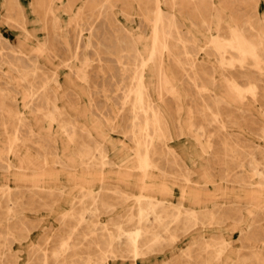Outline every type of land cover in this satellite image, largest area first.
I'll return each mask as SVG.
<instances>
[{"label":"rangeland","instance_id":"1","mask_svg":"<svg viewBox=\"0 0 264 264\" xmlns=\"http://www.w3.org/2000/svg\"><path fill=\"white\" fill-rule=\"evenodd\" d=\"M154 1L0 0V264H264V0ZM158 7L143 169L129 108Z\"/></svg>","mask_w":264,"mask_h":264},{"label":"bare ground","instance_id":"2","mask_svg":"<svg viewBox=\"0 0 264 264\" xmlns=\"http://www.w3.org/2000/svg\"><path fill=\"white\" fill-rule=\"evenodd\" d=\"M101 1V0H100ZM102 1H104V0H102ZM109 1V0H108ZM154 1V0H153ZM158 1V0H157ZM157 1H156V3H157ZM97 2H98V0H97ZM155 2V1H154ZM92 7V6H91ZM99 7H102V6H99ZM93 8V7H92ZM98 8V7H97ZM100 9V8H99ZM95 10V9H94ZM94 10H92V11H94ZM97 10V9H96ZM107 11V10H106ZM97 13V12H96ZM156 14V16H155V20H154V23H155V27H154V32H153V34H152V37H151V42H150V45L148 46V49L146 50V53L143 55L142 53H138V61H137V63L135 64V74H134V80H135V89H134V91L132 92V93H134V97H132L133 99H132V101H131V107L129 108L130 110H131V120H130V123H129V127H130V133L132 134V137L134 138V141H135V143H136V146H137V155L139 156V162L141 163V165H142V168L144 167V166H146V164H147V155H148V153L146 152L147 151V149H148V144H151V145H153L152 143H149V141H150V137H151V134H152V131H153V124H152V117H153V123L154 124H156V126H159V125H157L158 124V121H159V118H158V112H156V110H154L152 107H151V100H150V95H149V88H148V85H147V72H148V70H149V68H150V66L151 65H153L155 68H157L155 71L156 72H158V69L160 68V66L162 65L161 63H162V61L160 60V56H158L159 54H160V52H163V50H170V48L168 49V46H167V43H169V42H167V41H164V42H160V41H162V39L159 41V39H158V33H159V31H161L162 29H164L163 27H165V24H164V19H162V15H164V14H162V9L160 8V7H158L157 8V10H156V12H155ZM98 15H101V13H100V10H99V13H98ZM167 16V15H166ZM168 16H169V14H168ZM173 16V15H172ZM106 17V16H105ZM104 17V18H105ZM167 17H165V19H166ZM108 19V18H107ZM111 19V18H110ZM170 19V18H169ZM111 21V20H110ZM170 22L171 21V19L170 20H168L167 19V22ZM109 22V21H108ZM57 23H58V21H57ZM111 23V22H110ZM175 22H173V24H174ZM59 24V23H58ZM57 24V25H58ZM105 24V23H104ZM163 24H164V26H163ZM166 24H169V23H166ZM170 24H171V22H170ZM172 24V25H173ZM177 24V23H176ZM108 25V24H107ZM175 25V24H174ZM176 26V25H175ZM174 26V27H175ZM91 27V26H90ZM166 27H168L167 25H166ZM169 28H173V27H169ZM91 29H92V27H91ZM103 29V28H102ZM107 29V28H106ZM246 29V28H245ZM244 28L242 29V30H245ZM81 30V29H80ZM89 30V29H88ZM105 30V29H104ZM165 30H166V28H165ZM169 30V29H168ZM170 30H172V29H170ZM177 30V29H176ZM175 30V31H176ZM164 31V30H163ZM250 31V30H249ZM105 32H106V30H105ZM105 32L103 33V34H105ZM248 32V31H247ZM82 33V32H81ZM99 33H100V31H99ZM99 33H97L98 35H99ZM163 33H165V32H163ZM168 33H170V32H167V34ZM244 33V32H243ZM250 33V32H249ZM88 34H90V33H88ZM92 34H95L94 32L92 33ZM108 34V33H107ZM178 34V33H177ZM180 34V33H179ZM255 34V33H254ZM161 35V34H160ZM166 35V34H165ZM249 35V34H248ZM253 35V34H252ZM100 36V35H99ZM171 36V35H170ZM246 36V35H245ZM249 36H251V35H249ZM179 37H180V35H179ZM46 38V37H45ZM94 38V37H93ZM96 38V37H95ZM107 38V37H106ZM106 38H104V39H106ZM161 38H163L162 36H161ZM165 38V37H164ZM167 38V37H166ZM171 38V37H170ZM180 38H182V37H180ZM107 39H109V38H107ZM175 39H176V36H175ZM96 40V39H95ZM99 40V39H98ZM132 40V39H131ZM169 40V39H168ZM177 40V39H176ZM103 41V40H102ZM173 41V40H172ZM179 41V40H178ZM252 41V40H251ZM254 42H255V40H253ZM46 42H47V40H46ZM97 42V41H96ZM129 42H130V40H129ZM167 42V43H166ZM171 42V41H170ZM174 42V41H173ZM101 43V42H100ZM103 43V42H102ZM107 43V42H106ZM109 43V42H108ZM133 43V42H132ZM178 43V42H177ZM97 44V43H96ZM95 44V45H96ZM111 44V43H110ZM109 44V45H110ZM113 44V43H112ZM129 44V43H128ZM182 44V43H181ZM257 44V43H256ZM78 45V44H77ZM80 45V44H79ZM100 45H102V44H100ZM108 45V44H107ZM127 45V44H126ZM134 45V44H133ZM103 46V45H102ZM173 46H174V44H173ZM49 47V46H48ZM85 47H86V45H85ZM105 47H107V46H105ZM110 48H111V46H109ZM108 47V48H109ZM170 47V46H169ZM175 47V46H174ZM79 48V47H78ZM132 48V47H131ZM135 47L133 46V49H134ZM178 48V47H177ZM214 48V47H213ZM129 50H130V47L128 48ZM111 50V49H110ZM135 50H137L136 48H135ZM183 50V49H182ZM189 50V49H188ZM188 50H186L185 49V51H188ZM77 51V50H76ZM106 51V50H105ZM108 51V50H107ZM173 51V50H172ZM116 52H118V51H116ZM132 52V51H131ZM136 52V51H135ZM134 52V53H135ZM169 52V51H168ZM229 52V51H228ZM99 53V52H98ZM111 53V52H110ZM130 53V52H129ZM174 53V55L176 56L177 55V53L175 54V52H173ZM188 53V52H187ZM211 53H213V52H211ZM258 53V52H257ZM76 54V53H75ZM164 54V53H163ZM162 54V55H163ZM214 54V53H213ZM212 54V55H213ZM260 54V53H259ZM78 55H79V53H78ZM107 55V54H106ZM110 55V54H109ZM113 55H115V54H113ZM161 55V54H160ZM173 55V54H172ZM174 55H173V57H174ZM211 55V54H210ZM210 55L208 54V56L210 57ZM133 56V55H132ZM229 56V55H228ZM238 56V55H237ZM260 56V55H259ZM107 57V56H106ZM110 57H111V55H110ZM113 57V56H112ZM118 57V56H117ZM34 58H36V57H34ZM119 58V57H118ZM132 58V57H131ZM135 58V57H134ZM214 58V57H213ZM79 59V58H78ZM116 59V58H115ZM168 59H169V57H168ZM216 59V58H215ZM218 59V58H217ZM76 60H77V58H76ZM84 60V59H83ZM83 60H81L80 61V63L83 61ZM107 60V59H106ZM36 61V60H35ZM79 61V60H78ZM133 61H134V59H133ZM132 61V62H133ZM175 61H177V60H175ZM135 62V61H134ZM169 62V61H168ZM171 62V61H170ZM179 62V61H178ZM251 62V61H250ZM36 63H38V62H36ZM69 64V63H68ZM129 64V63H128ZM131 64V63H130ZM172 64V63H171ZM40 65V64H39ZM250 65V64H249ZM27 66V65H26ZM29 66V65H28ZM70 66V65H69ZM68 66V67H69ZM172 66V65H171ZM25 67V66H24ZM35 67V66H34ZM39 67V66H38ZM131 67V66H130ZM221 67V66H220ZM28 68V67H27ZM26 68V69H27ZM37 69V68H36ZM131 69H133V68H131ZM162 69V68H161ZM160 69V70H161ZM214 69V68H213ZM222 69H224V68H222ZM232 69V68H231ZM23 70V69H22ZM34 70V69H33ZM47 70V69H46ZM159 70V71H160ZM163 70V69H162ZM31 71V70H30ZM251 71H253V70H251ZM22 72V71H21ZM24 72H26L25 70H24ZM35 72V71H34ZM213 72V71H212ZM243 72V71H242ZM256 72V71H255ZM131 73H132V71H131ZM159 73V72H158ZM162 73V72H161ZM160 73V74H161ZM230 73V72H229ZM236 73V72H235ZM234 73V74H235ZM246 73H247V71H246ZM258 73V72H257ZM26 74V73H25ZM28 74V73H27ZM26 74V75H27ZM33 74H35V73H33ZM76 74V73H75ZM164 74H166V73H164ZM259 74V73H258ZM23 75H24V73H23ZM38 75V74H37ZM46 75V74H45ZM52 75H53V73H52ZM229 75V74H228ZM244 75H245V72H244ZM257 75V74H256ZM255 75V76H256ZM32 76V75H31ZM56 76V75H55ZM76 76V75H75ZM229 76H231V75H229ZM243 76V75H242ZM251 76V75H250ZM253 76V75H252ZM35 77V76H34ZM42 77V76H41ZM53 77V76H52ZM164 77H165V75H164ZM167 77V76H166ZM165 77V78H166ZM241 77V76H240ZM246 77V76H245ZM9 78H10V76H9ZM20 78H22V77H20ZM38 78V77H37ZM165 78H163V81L165 80ZM226 78V77H225ZM233 78V77H232ZM252 78V77H251ZM258 78V77H257ZM32 79V78H31ZM35 79V78H34ZM133 79V78H132ZM131 79V80H132ZM213 79V78H212ZM243 79V78H242ZM241 79V80H242ZM246 79V78H245ZM43 80V79H42ZM49 80V79H48ZM60 80V79H59ZM166 80H167V78H166ZM240 80V81H241ZM250 80V79H249ZM52 81V80H51ZM160 81H161V79H160ZM212 81V80H211ZM227 81V80H226ZM229 81V80H228ZM231 81V80H230ZM236 81H238V79L236 80ZM235 81V82H236ZM250 81H253V80H250ZM255 81V80H254ZM257 81H258V79H257ZM45 82V81H44ZM57 82H58V80H57ZM134 82V81H133ZM162 82V81H161ZM167 82V81H166ZM234 82V81H233ZM212 83V82H211ZM243 83V82H242ZM247 83V82H246ZM251 83V82H250ZM37 84V83H36ZM48 84V83H47ZM53 84V83H52ZM58 84V83H57ZM56 84V85H57ZM230 84V83H229ZM248 84V83H247ZM34 85V84H33ZM212 85V84H211ZM236 85H241V84H236ZM251 85V84H250ZM28 86V85H27ZM40 86H41V84H40ZM39 86V87H40ZM45 86H46V84H45ZM134 86V85H133ZM198 86V85H197ZM214 86V85H213ZM239 86H237V88L239 87ZM242 86V85H241ZM248 86V85H247ZM29 87H31V86H28V88ZM128 87V86H127ZM192 87V86H191ZM252 87H253V85H252ZM33 88V87H32ZM42 88V87H41ZM122 88V87H121ZM236 88V89H237ZM248 88V87H247ZM255 88L256 89H258L256 86H255ZM254 88V89H255ZM31 89V88H30ZM46 89H47V87H46ZM58 89V88H57ZM117 89V88H116ZM119 89V88H118ZM118 89H117V91H118ZM128 89V88H127ZM133 89V88H132ZM239 89V88H238ZM255 89V90H256ZM45 90V89H44ZM49 90H50V88H49ZM52 90H53V88H52ZM62 90V89H61ZM130 90H131V88H130ZM246 90V89H245ZM248 91H249V89H247ZM32 91V90H31ZM34 91V90H33ZM55 91H56V89H55ZM232 91V90H231ZM243 91V90H242ZM252 91V90H251ZM40 92V91H39ZM38 92V93H39ZM131 92V91H130ZM129 92V93H130ZM245 92V91H244ZM250 92V91H249ZM254 92V91H253ZM253 92H251V93H253ZM256 92V91H255ZM18 93H20V92H18ZM31 93V92H30ZM51 93V92H50ZM239 93H240V91H239ZM250 93V94H251ZM261 93V92H260ZM259 93V94H260ZM127 94V93H126ZM245 94V93H244ZM264 94V93H263ZM262 94V95H263ZM34 96H35V93L33 94ZM40 95V94H39ZM123 95H124V93H123ZM127 95H129V94H127ZM214 95V94H213ZM237 95V94H236ZM4 95H2V97H3ZM48 96H49V94H48ZM54 96V95H53ZM52 96V97H53ZM71 96V95H70ZM204 96H206V95H204ZM204 96H202V97H204ZM209 96V95H208ZM235 96V95H234ZM239 96V95H238ZM43 97V96H42ZM46 97H47V95H46ZM56 97V96H55ZM131 97V96H130ZM207 97V96H206ZM210 97V96H209ZM208 97V99H210ZM247 97V96H246ZM258 97V96H257ZM1 98V97H0ZM10 98V97H9ZM14 98V97H13ZM39 98H40V96H39ZM54 98V97H53ZM73 98V97H72ZM71 98V100H73ZM129 98V97H128ZM259 98V97H258ZM258 98H257V100H258ZM7 99V98H6ZM15 99V98H14ZM42 99V98H41ZM44 99V98H43ZM48 99V98H47ZM76 99V98H75ZM123 99V98H122ZM121 99V100H122ZM125 99H127V97H125ZM125 99H123V100H125ZM207 99V98H206ZM212 99V98H211ZM215 99V98H214ZM217 99V98H216ZM242 99V98H241ZM254 99V98H253ZM40 100V99H39ZM38 100V101H39ZM245 100V99H244ZM250 100H252V99H250ZM262 100V99H261ZM8 101V100H7ZM13 101V100H12ZM34 101V100H33ZM36 101V100H35ZM46 101H48V100H46ZM45 101V102H46ZM57 101V100H56ZM56 101H55V103H56ZM127 101V100H126ZM204 101V100H203ZM206 101V100H205ZM210 101V100H209ZM217 101V100H216ZM241 101V100H240ZM259 101V100H258ZM1 102V101H0ZM37 102V101H36ZM35 102V103H36ZM44 102V101H43ZM75 102V101H74ZM123 102V101H122ZM212 102V101H211ZM221 102H223V101H221ZM220 101H219V103H221ZM247 102V101H246ZM259 102H261V101H259ZM17 103H19V102H17ZM34 103V102H33ZM48 103H49V101H48ZM54 103V104H55ZM124 103H125V101H124ZM128 103H130V102H128ZM146 103V105L145 106H147L149 109L148 110H150V115H148V112L146 111V109H145V107H144V105L143 104H145ZM210 103V102H209ZM216 103V102H215ZM212 104L213 106L214 105H216V104ZM218 103V102H217ZM241 103V102H240ZM264 103V102H263ZM4 104V103H3ZM39 104V103H38ZM58 104V103H57ZM75 104V103H74ZM127 104V103H126ZM205 104V103H204ZM1 105V104H0ZM16 105V104H15ZM19 105V104H18ZM17 105V106H18ZM32 105V104H31ZM46 105V104H45ZM206 105V104H205ZM262 105V104H261ZM39 106V105H38ZM37 106V107H38ZM44 106V105H43ZM58 106V105H57ZM77 106V105H76ZM209 106H211L210 104H209ZM213 106H211V107H213ZM222 106V105H221ZM5 107H7V106H5ZM5 107H3V108H5ZM16 107V106H15ZM14 107V108H15ZM34 107V106H33ZM45 107V106H44ZM52 107H53V105H52ZM120 107V106H119ZM2 108V107H1ZM36 108V107H35ZM47 108V107H46ZM208 108V107H207ZM226 108V107H225ZM49 109V108H48ZM53 109V108H52ZM121 109V108H120ZM215 109V108H214ZM260 109V108H259ZM7 110V109H6ZM58 110V109H57ZM203 110V109H202ZM218 110V109H217ZM217 110H214L215 112H217ZM223 110V109H222ZM225 110V109H224ZM229 110H231V109H229ZM229 110L226 112V113H228L229 112ZM261 110H262V108H261ZM13 111V110H12ZM35 111V110H34ZM45 111V110H44ZM62 111V110H61ZM213 111V112H214ZM219 111H221V110H219ZM11 112V111H10ZM14 112V111H13ZM19 112V111H18ZM36 112V111H35ZM42 112H43V110H42ZM46 112V111H45ZM53 112H54V110H53ZM59 112V111H58ZM128 112V111H127ZM231 112V111H230ZM39 113V112H38ZM55 113H57V112H55ZM201 113V112H200ZM211 113H212V110H211ZM7 114V113H6ZM37 114V113H36ZM40 114V113H39ZM46 114V113H45ZM61 114L62 115H64L62 112H61ZM120 114V113H119ZM11 115H13V114H11ZM41 115V114H40ZM43 115H44V113H43ZM205 116H206V114H204ZM217 115V114H216ZM9 116V115H8ZM18 116V115H17ZM45 116V115H44ZM50 116V115H49ZM59 116V115H58ZM65 116V115H64ZM119 116V115H118ZM121 116V115H120ZM12 117V116H11ZM26 117V116H25ZM53 117H54V115H53ZM122 117V116H121ZM213 117V116H212ZM226 117V116H225ZM17 118V117H16ZM49 118H51V117H49ZM62 118H63V116H62ZM10 119V118H9ZM13 119V118H12ZM11 119V120H12ZM22 119V118H21ZM54 119H55V117H54ZM59 119V118H58ZM67 119V118H66ZM69 119H71V117L69 118ZM214 119V118H213ZM17 120V119H16ZM15 120V121H16ZM48 120V119H47ZM227 120V119H226ZM21 122H22V120H20ZM57 121V120H56ZM55 120H54V122H56ZM80 121V120H79ZM228 121V120H227ZM5 122H7V121H5ZM9 122V121H8ZM19 122V121H18ZM129 122V121H128ZM13 123V122H12ZM17 123V122H16ZM24 123V122H23ZM69 123V122H68ZM15 124V123H14ZM18 124V123H17ZM20 124H22V123H20ZM26 124V123H25ZM64 124V123H63ZM60 125V124H59ZM11 126V125H10ZM18 126V125H17ZM137 126H139V130H137L136 129V127ZM14 127H15V125H14ZM20 127H21V125H20ZM28 127H29V125H28ZM64 127V126H63ZM222 127V126H221ZM10 128V127H9ZM62 128V127H61ZM18 129V128H17ZM17 129H15V130H17ZM21 129V128H20ZM29 129H30V127H29ZM64 129V128H63ZM151 129H152V131H151ZM220 129V128H219ZM10 130V129H9ZM22 130V129H21ZM127 130H129V129H127ZM21 132V131H20ZM26 133V132H25ZM19 134V133H18ZM24 134V133H23ZM22 134V135H23ZM31 134V133H30ZM17 134L15 135V136H13L12 138H11V141H10V144H9V147H8V149H9V151L12 149V146H13V144H14V142H15V140L17 139ZM25 136V135H24ZM24 136H22V137H24ZM227 136V135H226ZM36 137V136H35ZM34 137V138H35ZM221 138V137H220ZM223 138V137H222ZM30 139V138H29ZM40 139V141H41V138H39ZM38 139V140H39ZM28 140V139H27ZM32 140V139H31ZM35 140V139H34ZM222 140V139H221ZM33 141V140H32ZM39 141V142H40ZM151 141H152V139H151ZM228 142V141H227ZM35 143H37V142H35ZM43 143V142H42ZM47 143V142H46ZM154 143V142H153ZM222 143V142H221ZM45 144V143H44ZM227 144V143H226ZM28 145V144H27ZM33 145V144H32ZM39 145V144H38ZM224 145V144H223ZM45 146V145H44ZM156 146V145H155ZM225 146V145H224ZM223 147V146H222ZM42 148V147H41ZM55 148V147H54ZM53 148V149H54ZM152 148V147H151ZM157 148H158V146H157ZM157 148H155V149H157ZM226 148V147H225ZM43 149V148H42ZM52 149V150H53ZM141 150H143V153H141L142 151ZM149 150H151L150 149V147H149ZM235 150V149H234ZM38 151V150H37ZM46 151V150H45ZM141 151V152H140ZM152 151V150H151ZM153 151H154V149H153ZM232 151V150H231ZM40 152V151H39ZM47 152V151H46ZM158 152V151H157ZM153 153V152H152ZM223 153H225V152H223ZM151 155V154H150ZM149 155V156H150ZM153 156V155H152ZM151 156V157H152ZM156 156V155H155ZM154 156V157H155ZM233 156V155H232ZM45 157V156H44ZM8 158L9 157H7V160H8ZM158 158V157H157ZM233 158H235V157H233ZM1 160V159H0ZM151 160H154V158L153 159H149V161H151ZM6 161V160H5ZM159 162V161H158ZM10 163V162H9ZM151 163V162H150ZM157 164V163H156ZM153 165V164H152ZM6 167V166H5ZM4 167V168H5ZM151 167V166H150ZM14 168V167H13ZM158 168V167H157ZM161 168V167H160ZM159 168V169H160ZM143 169H145V168H143ZM153 170H154V167L152 168ZM159 169H158V171H159ZM7 170V169H6ZM161 171V170H160ZM33 172V171H32ZM261 183V182H260ZM263 183V182H262ZM3 189V188H2ZM10 189V187L9 186H7V190H9ZM4 190V189H3ZM18 193V192H17ZM16 193V194H17ZM4 194V193H3ZM10 194H13V193H10ZM15 195V194H14ZM7 196V195H6ZM17 196V195H16ZM9 197V196H8ZM11 197V196H10ZM12 197H14V196H12ZM19 198V197H18ZM16 199V198H15ZM12 200V199H11ZM135 200L138 202V207H137V213H138V215H139V224L141 223V221L143 220L141 217L142 216H144L145 214V210H146V205H150L152 202V200L148 203V200H147V197L142 193V192H140L139 194H137V195H135ZM146 203H144V202ZM7 202L9 203V201H8V199H7ZM157 202V201H156ZM158 203V202H157ZM162 206H164V205H162ZM151 207V206H150ZM157 207V206H156ZM156 207H154V208H156ZM148 208V207H147ZM159 209V208H158ZM161 209V208H160ZM133 209H131V211H132ZM155 210V209H154ZM164 210V209H163ZM176 210V209H175ZM187 210H189V209H187ZM152 211V210H151ZM150 211V212H151ZM156 211H157V209H156ZM178 212V211H177ZM182 212V211H181ZM132 213V212H131ZM157 213V212H156ZM208 213V212H207ZM206 213V214H207ZM144 214V215H143ZM148 214H149V212H148ZM187 214V213H186ZM206 214H205V216H206ZM209 214V213H208ZM207 214V215H208ZM129 215V214H128ZM137 215V216H138ZM150 216H152L151 214H149ZM179 215V214H178ZM194 215V214H193ZM210 215V214H209ZM147 216V215H146ZM146 216H145V218H146ZM175 216L177 217V215L175 214ZM189 216V215H188ZM131 217H132V215H131ZM159 217V216H158ZM161 217V216H160ZM168 217V216H167ZM174 217V216H173ZM175 217V218H176ZM179 217V216H178ZM144 218V217H143ZM187 218V217H186ZM147 220H148V218H146ZM161 218H159V220H160ZM169 219V218H168ZM207 219H210V216H209V218H207ZM134 220V219H133ZM162 220V219H161ZM160 220V221H161ZM167 220V219H166ZM172 220V219H171ZM188 220V219H187ZM138 221V220H137ZM156 221V220H155ZM134 222V221H133ZM144 222V221H143ZM142 222V223H143ZM146 222V221H145ZM147 222H149V221H147ZM170 222V221H169ZM138 224V226L135 228V230L133 231V234L129 237V239H131V241H132V247H133V250H134V252H135V255L139 252L138 251V249H139V245H138V243H139V239L141 238V231L143 230V227H142V225L140 226ZM144 224H146V223H144ZM166 224H167V222H166ZM156 225V224H155ZM168 225V224H167ZM132 226V225H131ZM162 225H160V227H161ZM145 227V226H144ZM145 229V228H144ZM162 229V228H161ZM160 229V230H161ZM165 229H167V228H165ZM146 230V229H145ZM148 230V229H147ZM161 231H163V230H161ZM165 231V230H164ZM163 231V232H164ZM158 232V231H157ZM166 233H167V231H166ZM156 234V233H155ZM154 234V235H155ZM163 234V233H162ZM146 237H148L147 235H146V233L144 234ZM152 235V234H151ZM150 235V237H153V235L151 236ZM157 235V234H156ZM161 236V235H160ZM159 236V237H160ZM156 238H157V236H156ZM155 238V239H156ZM142 239V238H141ZM154 239V238H153ZM102 242H104V241H102ZM70 244V243H69ZM73 244V243H72ZM105 244V243H104ZM101 246V245H100ZM103 246V245H102ZM63 247V246H62ZM108 247L110 248V246L108 245ZM64 248V247H63ZM68 248H69V246H68ZM71 248V247H70ZM101 249H103L102 247H100ZM99 248V249H100ZM67 249V248H66ZM108 249V248H107ZM74 250V249H73ZM103 255V254H102ZM113 255V254H112ZM83 259V258H82ZM78 261V260H77ZM77 263V262H76Z\"/></svg>","mask_w":264,"mask_h":264}]
</instances>
